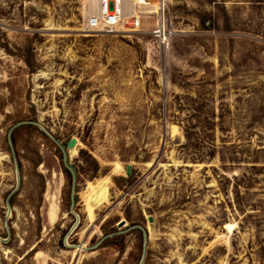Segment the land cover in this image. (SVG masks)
<instances>
[{"label":"rangeland","instance_id":"rangeland-1","mask_svg":"<svg viewBox=\"0 0 264 264\" xmlns=\"http://www.w3.org/2000/svg\"><path fill=\"white\" fill-rule=\"evenodd\" d=\"M152 1L0 0V264H264V0Z\"/></svg>","mask_w":264,"mask_h":264},{"label":"built area","instance_id":"built-area-1","mask_svg":"<svg viewBox=\"0 0 264 264\" xmlns=\"http://www.w3.org/2000/svg\"><path fill=\"white\" fill-rule=\"evenodd\" d=\"M164 1L158 0L157 2L164 6ZM153 5L152 0H96V5L88 14L86 28L93 32L111 34L127 30H143L144 14H151L149 8ZM162 13L163 15L156 20V27L153 29V32L161 39L166 38L170 33L166 29L164 9Z\"/></svg>","mask_w":264,"mask_h":264},{"label":"water","instance_id":"water-1","mask_svg":"<svg viewBox=\"0 0 264 264\" xmlns=\"http://www.w3.org/2000/svg\"><path fill=\"white\" fill-rule=\"evenodd\" d=\"M75 144H76V139L75 138H71L67 142V148L68 149L69 148L71 149V148H73L75 146ZM60 147L63 150V161H64L65 165L70 169V171H71V173L73 175V186H74L75 176L77 174L76 168L69 162L68 157H67V155L65 153V150H64L63 146L60 145ZM15 163H16V168H17V180H19V178H18V166H17V162H15ZM130 169H131L130 165H127V167H126L127 173H130ZM71 199H72V201H71V205H70V210H71V212H73L75 214L76 219H78V214H76L73 211V202H74V200H73L74 199V196H73V188H72V193H71ZM9 212H10V208L8 210V213ZM149 220H151V217L149 218ZM122 224H123V221H121L119 223V225H122ZM143 237H144V239H143V253H142V258L144 257L145 249H146V245H147V240H148L147 232L144 229H143Z\"/></svg>","mask_w":264,"mask_h":264},{"label":"bare ground","instance_id":"bare-ground-1","mask_svg":"<svg viewBox=\"0 0 264 264\" xmlns=\"http://www.w3.org/2000/svg\"><path fill=\"white\" fill-rule=\"evenodd\" d=\"M154 5H156V2L154 1ZM153 11H151L150 13H152ZM105 193H106V188H105V186L104 185H100L97 189H96V191H95V193L93 194V196H92V199H93V201H99V200H101L102 198H104V196H105ZM95 203V202H94Z\"/></svg>","mask_w":264,"mask_h":264},{"label":"trees","instance_id":"trees-1","mask_svg":"<svg viewBox=\"0 0 264 264\" xmlns=\"http://www.w3.org/2000/svg\"><path fill=\"white\" fill-rule=\"evenodd\" d=\"M137 230H138V231L140 232V234H141L142 231H141L140 229H137Z\"/></svg>","mask_w":264,"mask_h":264}]
</instances>
